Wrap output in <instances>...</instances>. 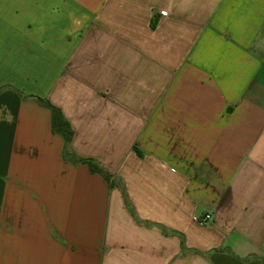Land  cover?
<instances>
[{
  "label": "crops",
  "instance_id": "1",
  "mask_svg": "<svg viewBox=\"0 0 264 264\" xmlns=\"http://www.w3.org/2000/svg\"><path fill=\"white\" fill-rule=\"evenodd\" d=\"M0 264H264V0H0Z\"/></svg>",
  "mask_w": 264,
  "mask_h": 264
},
{
  "label": "trees",
  "instance_id": "2",
  "mask_svg": "<svg viewBox=\"0 0 264 264\" xmlns=\"http://www.w3.org/2000/svg\"><path fill=\"white\" fill-rule=\"evenodd\" d=\"M154 26V21L151 23V27ZM17 94L20 95L21 97H24L19 91H17ZM33 98V97H32ZM34 99L42 106L48 108L51 113V128L54 132L59 134L64 142L65 146H67L72 137H73V130L69 124V122L64 118L61 110L52 105L47 99H41L38 97H34ZM76 162H81L84 163L88 166L89 170L93 173H99L101 174L105 179L110 180L109 175L101 168L97 163H95L91 159H83V158H76Z\"/></svg>",
  "mask_w": 264,
  "mask_h": 264
},
{
  "label": "built area",
  "instance_id": "3",
  "mask_svg": "<svg viewBox=\"0 0 264 264\" xmlns=\"http://www.w3.org/2000/svg\"><path fill=\"white\" fill-rule=\"evenodd\" d=\"M211 217L209 214H205L200 220L199 224L203 225L206 224L208 221H210Z\"/></svg>",
  "mask_w": 264,
  "mask_h": 264
}]
</instances>
